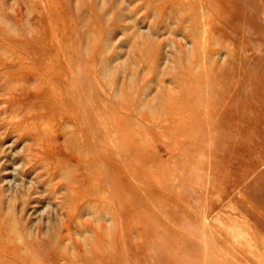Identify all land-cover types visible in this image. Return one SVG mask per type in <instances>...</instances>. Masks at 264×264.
<instances>
[{
    "label": "rangeland",
    "instance_id": "374dc122",
    "mask_svg": "<svg viewBox=\"0 0 264 264\" xmlns=\"http://www.w3.org/2000/svg\"><path fill=\"white\" fill-rule=\"evenodd\" d=\"M0 264H264V0H0Z\"/></svg>",
    "mask_w": 264,
    "mask_h": 264
},
{
    "label": "bare ground",
    "instance_id": "6f19581e",
    "mask_svg": "<svg viewBox=\"0 0 264 264\" xmlns=\"http://www.w3.org/2000/svg\"><path fill=\"white\" fill-rule=\"evenodd\" d=\"M41 29L43 30V28H41ZM42 32L43 31H38L37 30V34H38L37 40H34V41H37V45H38L37 52L40 53V54L43 53V44H45L47 42V40H45ZM46 35L48 36L46 39H48V40H50V42H52V38H53V32H52V30H50L49 34H48V32H46ZM66 58L67 57H64V61L63 62H64L65 65L69 66L68 60ZM26 68H27L26 70L32 71V68H30V67H26ZM45 69H46V67H45ZM67 69H70V66L69 67H66V69H64V70L62 69L59 74H56L57 72H54V73H51L50 74L53 77L54 76L57 77L58 82H61V85H59V86L62 89V90L61 89L60 90H57V86L55 88H51L50 89L51 90V95H52L53 92L58 91V93L60 92V94H63L66 97H68V101L67 102H69V103H72V102H75L76 101V98L73 97L72 95H75L76 97H78V95H79L80 100L83 103V100L82 99H85V95H84L83 91H79L78 90L79 88H78V86H76V84L74 85L72 79L70 78V73L67 72ZM45 72H49L50 73V70H46ZM15 75H17L16 72L14 73L13 76H15ZM62 77H66L67 81H66V79H63ZM68 77H69V80H68ZM73 78H75V77H73ZM63 80L66 83H64ZM41 83L44 84L45 86L48 85V82L45 81L44 79H41ZM80 100H77V101H80ZM74 114H75V112H74ZM82 120H84V119H82ZM81 126L86 131L87 128H86V126H83V122H82ZM71 134L72 135H70V136H69V134H67V136L69 137V139L73 138L74 137L73 135H75L74 132H72Z\"/></svg>",
    "mask_w": 264,
    "mask_h": 264
}]
</instances>
